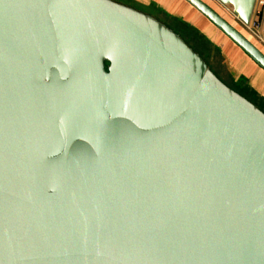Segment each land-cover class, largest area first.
I'll return each mask as SVG.
<instances>
[{"label": "water", "instance_id": "water-1", "mask_svg": "<svg viewBox=\"0 0 264 264\" xmlns=\"http://www.w3.org/2000/svg\"><path fill=\"white\" fill-rule=\"evenodd\" d=\"M0 264H264V111L150 13L0 0Z\"/></svg>", "mask_w": 264, "mask_h": 264}, {"label": "crops", "instance_id": "crops-1", "mask_svg": "<svg viewBox=\"0 0 264 264\" xmlns=\"http://www.w3.org/2000/svg\"><path fill=\"white\" fill-rule=\"evenodd\" d=\"M160 19H175L193 27L203 37L208 46L205 61L218 77L237 90L264 111V70L259 67L229 37L212 24L184 0H117ZM238 31L251 40L264 53V47L258 45L233 18L222 13L220 5L213 0H202ZM263 11L264 5L255 8ZM223 9V8H222ZM254 14V13H253ZM164 22V21H163Z\"/></svg>", "mask_w": 264, "mask_h": 264}, {"label": "trees", "instance_id": "trees-1", "mask_svg": "<svg viewBox=\"0 0 264 264\" xmlns=\"http://www.w3.org/2000/svg\"><path fill=\"white\" fill-rule=\"evenodd\" d=\"M258 20L262 19V14L257 16ZM166 25L177 32L195 51L204 59H207L208 46L203 37L193 27L173 19H162ZM241 92V91H239Z\"/></svg>", "mask_w": 264, "mask_h": 264}, {"label": "built area", "instance_id": "built-area-1", "mask_svg": "<svg viewBox=\"0 0 264 264\" xmlns=\"http://www.w3.org/2000/svg\"><path fill=\"white\" fill-rule=\"evenodd\" d=\"M216 1V0H215ZM217 2V1H216ZM219 3V2H217ZM221 5L222 8H224L225 10H227L229 12V14L232 16L231 18H233L235 21H237L239 23V25L241 26V28L260 46L264 47V36L262 33V19L258 20L257 16L262 14L263 15V11L259 8H256L254 11V14L252 16L251 21L248 24H244L243 22H241L230 10L229 7H227L226 5H223L221 3H219ZM257 4L258 7H262L264 5V0H257Z\"/></svg>", "mask_w": 264, "mask_h": 264}, {"label": "rangeland", "instance_id": "rangeland-1", "mask_svg": "<svg viewBox=\"0 0 264 264\" xmlns=\"http://www.w3.org/2000/svg\"><path fill=\"white\" fill-rule=\"evenodd\" d=\"M214 2H216L215 0H213ZM217 3V2H216ZM219 4V3H218ZM220 5V4H219ZM220 7H221V5H220ZM221 9V11H222V13H224V15L226 16V17H228V18H230V17H232L230 14H229V12L227 11V10H225L224 8L222 9V8H220Z\"/></svg>", "mask_w": 264, "mask_h": 264}]
</instances>
